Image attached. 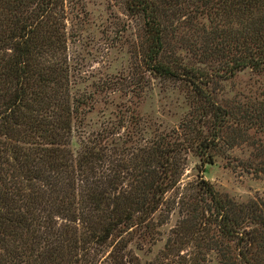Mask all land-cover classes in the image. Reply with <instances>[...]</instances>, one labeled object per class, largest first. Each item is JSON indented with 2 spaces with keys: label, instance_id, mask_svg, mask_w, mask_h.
<instances>
[{
  "label": "trees",
  "instance_id": "trees-1",
  "mask_svg": "<svg viewBox=\"0 0 264 264\" xmlns=\"http://www.w3.org/2000/svg\"><path fill=\"white\" fill-rule=\"evenodd\" d=\"M66 3L0 0V264H140L175 210L191 264H264V200L182 185L190 153L204 171L240 147L264 176V0H125L130 71L90 82ZM246 71L258 90L228 97ZM156 89L176 125L146 112Z\"/></svg>",
  "mask_w": 264,
  "mask_h": 264
},
{
  "label": "rangeland",
  "instance_id": "rangeland-1",
  "mask_svg": "<svg viewBox=\"0 0 264 264\" xmlns=\"http://www.w3.org/2000/svg\"><path fill=\"white\" fill-rule=\"evenodd\" d=\"M66 6L69 32L76 33L78 37L76 41L69 42L68 53L73 62L82 64L83 77L90 82L105 75L115 77L118 73L129 72L131 51L138 40L140 24L126 14L125 0H67ZM258 86H255L254 76L249 71L225 84L230 98L254 93ZM158 91L156 89L154 99L146 104V112H156L155 118L159 123L172 126L177 121L173 115H180L182 110L175 108L174 99L166 100V105L161 107ZM125 99H117V103ZM251 153L246 147L230 150L214 165L205 167L204 171L201 170L200 160L190 153L182 185L203 176L221 194L237 202L264 200V176L247 169ZM184 217L175 210L167 224L160 228L159 240L154 245H147L143 250L131 247L140 264H191L190 259L195 252L192 247L183 249L192 242L183 238L188 231V227H181L182 224L188 225L182 220ZM202 264H220L218 255L209 253Z\"/></svg>",
  "mask_w": 264,
  "mask_h": 264
}]
</instances>
